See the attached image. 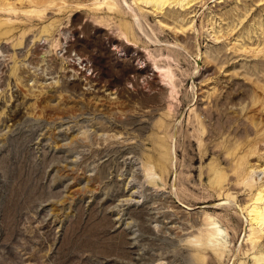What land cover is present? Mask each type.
Segmentation results:
<instances>
[{
    "label": "rangeland",
    "instance_id": "obj_1",
    "mask_svg": "<svg viewBox=\"0 0 264 264\" xmlns=\"http://www.w3.org/2000/svg\"><path fill=\"white\" fill-rule=\"evenodd\" d=\"M66 1L0 34V264H254L233 166H264V0L143 7L158 41Z\"/></svg>",
    "mask_w": 264,
    "mask_h": 264
},
{
    "label": "bare ground",
    "instance_id": "obj_2",
    "mask_svg": "<svg viewBox=\"0 0 264 264\" xmlns=\"http://www.w3.org/2000/svg\"><path fill=\"white\" fill-rule=\"evenodd\" d=\"M63 1H66V0H62V1H57V0H0V34H5L6 35V33L10 32L12 30V28L9 26V23L12 21L13 17L16 18V17H18L19 14L27 15L29 13L30 14L31 13H41V12H43L44 10H46L48 7H50L52 5H54V7H58L59 9H61L64 6V2ZM72 1H75V0H72ZM195 1L198 2L199 0H132V3L129 0H124V2L127 3V6L129 8L130 12L132 13L135 25L138 26V28H140L141 30L145 31V33L148 34L153 39H154V37L152 36V34H150L147 30H145L143 28V25H142V23H143L141 21L142 20V14H141L140 11H142L143 7H146V8L149 7L152 11H154L156 13H160L168 5H175L176 4V5L184 8V7H187V6L191 5ZM92 3L95 5L96 9H98L99 11H102L103 14L104 13L107 14V15L98 14V16H94L93 17V19H94L93 22L97 21L98 25L97 24L96 25L100 26V27L101 26L102 27H106L107 25L103 26L105 24L110 25L109 24L111 22L110 21L111 20L110 19V16H111L110 14H115V13L120 12V6H119L120 2L118 0H96V1H94ZM67 4H68V2H67ZM83 5H85V4L81 3V2H76L75 5H70V6L74 7L75 9H77V8L80 9V7H82ZM44 13H45V11H44ZM25 15H24V17H25ZM19 19H22V18H19ZM28 19H30V18H28ZM24 25H25V27L23 26L24 30L21 32V36L24 35L25 31L26 30L28 31V27H30L28 24H24ZM127 26H128V29H129L130 24H126V27ZM47 27H48V25L42 26L41 32L45 31L47 29ZM131 28L133 30L134 26H131ZM40 37H41V33H40ZM111 40H112V42H114L116 47L120 45L121 48H122L121 50H125L126 44L121 41V38L113 36L111 38ZM154 40H156V39H154ZM158 40H156V41H158ZM118 41H119L120 44L115 43V42H118ZM79 60L81 61V64H83L82 63L83 61H86V60H89V59L87 57L86 58H82L80 56ZM196 72H197V69H196ZM141 73H143V72H141ZM155 74L157 76H159V78L161 80V86L162 85L164 86L163 82H165V84L170 88L169 90H171L170 91L171 95L173 96V98L176 99L179 90H177V88H176V83H175V80H174L175 79L174 78L175 75H174L171 67L159 68L157 66V70H155ZM143 76H144V74H143ZM201 129H202V131H204L205 130V126L202 125ZM251 144L252 143H250V145ZM255 144H256V142H255ZM256 148H257L256 145L252 144L244 155L239 156L237 158V161L235 162V164L233 166V171H235L240 177L239 180H238V183L242 184L250 192V195H249V198H248L247 202L241 207V211H244L245 214L247 215L246 219H247V222L249 224V230H248V234H247L246 240H247V242L248 241L250 242L249 243L251 245V249L250 250L255 249L257 247L258 242L260 241L262 235H264V183L258 185V182H260L264 178V166L261 167V168L260 167L251 168L252 166H250V170H249V168H248V170L246 169V167H247L246 165L248 163L247 162L248 159L246 160V157L248 158L249 154L252 155L253 153H255V151H256L255 149ZM171 151L173 153L172 154L173 157H171L169 162H170V164L172 166L175 167V160H176L175 149L171 148ZM231 154H233V153H231ZM235 157H236V155H235ZM164 164H165V162L163 163V165ZM153 170H154L153 166L146 162V164H145V172H146V176L150 178V179L149 178L148 179H149V181L151 183H153V178H154V177H152L154 175V171ZM131 194H130V196H131ZM226 197L227 198H233L234 195L232 193H227ZM127 199H125V200H127ZM205 218L207 219V221H209V224H211L210 222L212 221V218L209 217L208 215ZM217 234H219V230L218 229H216L213 232H209L207 235L208 236H213V235H217ZM203 240H204L203 244L209 243L208 240H205V239H203ZM196 241H200V240H196ZM251 255H252V259L254 261V264H259L261 262L264 263V251H262L260 249H258V250L256 249V251L252 252ZM197 256L200 259H202V260L204 258V256H202V255H197Z\"/></svg>",
    "mask_w": 264,
    "mask_h": 264
}]
</instances>
